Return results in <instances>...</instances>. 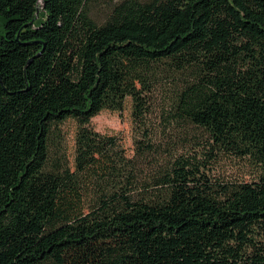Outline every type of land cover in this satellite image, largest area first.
<instances>
[{"label": "trees", "instance_id": "trees-1", "mask_svg": "<svg viewBox=\"0 0 264 264\" xmlns=\"http://www.w3.org/2000/svg\"><path fill=\"white\" fill-rule=\"evenodd\" d=\"M0 16V264H264V0H0ZM161 81L206 138L143 174L150 132L129 156L90 121L127 97L143 121ZM221 155L255 177L214 176Z\"/></svg>", "mask_w": 264, "mask_h": 264}, {"label": "rangeland", "instance_id": "rangeland-1", "mask_svg": "<svg viewBox=\"0 0 264 264\" xmlns=\"http://www.w3.org/2000/svg\"><path fill=\"white\" fill-rule=\"evenodd\" d=\"M108 2L102 1L91 6L92 16L102 22L107 16ZM40 12L37 19L41 18ZM4 34V21L0 16V37ZM172 85L167 81L157 84L151 93V108L143 121L134 116V103L132 97H127L121 110H102L92 117L90 126L100 133L118 136L127 155L136 154L138 140L144 139V131H149V138L156 145V152L140 159L143 174H149L157 169L159 164L168 162L170 157L192 153L193 148L206 138L202 130L183 127L172 120L168 113L170 108L169 94ZM60 127L61 143L66 150L69 165L75 167V148L78 123L70 118L58 124ZM146 139V138H145ZM213 174L226 180H252L255 171L246 160L232 156L221 155L214 162Z\"/></svg>", "mask_w": 264, "mask_h": 264}, {"label": "water", "instance_id": "water-1", "mask_svg": "<svg viewBox=\"0 0 264 264\" xmlns=\"http://www.w3.org/2000/svg\"><path fill=\"white\" fill-rule=\"evenodd\" d=\"M40 9H38L37 13L39 12Z\"/></svg>", "mask_w": 264, "mask_h": 264}]
</instances>
